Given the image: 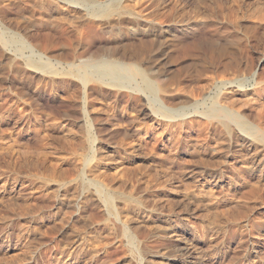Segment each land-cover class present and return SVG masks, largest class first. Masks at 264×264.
Here are the masks:
<instances>
[{
	"label": "rangeland",
	"instance_id": "1",
	"mask_svg": "<svg viewBox=\"0 0 264 264\" xmlns=\"http://www.w3.org/2000/svg\"><path fill=\"white\" fill-rule=\"evenodd\" d=\"M93 1L0 0V264H264V168L228 165L249 142L224 117L261 116L241 104H264V0ZM115 59L157 95L69 66Z\"/></svg>",
	"mask_w": 264,
	"mask_h": 264
},
{
	"label": "bare ground",
	"instance_id": "2",
	"mask_svg": "<svg viewBox=\"0 0 264 264\" xmlns=\"http://www.w3.org/2000/svg\"><path fill=\"white\" fill-rule=\"evenodd\" d=\"M65 1V0H63ZM68 1V0H67ZM123 1L124 0H112V2L109 4V5H103V4H97V5H91V4H88V8H90V10H92V12L94 14H97L99 16H104V15H108V13H110L111 11H114V9L117 10V8H120V5L123 4ZM90 2V1H89ZM69 6H71L72 8H79V7H83V8H87L86 4V0H70L69 2ZM76 4V5H74ZM79 5V6H78ZM81 5V6H80ZM124 8V5H122ZM126 6V5H125ZM127 7V6H126ZM125 7V9H126ZM66 9V7H65ZM69 9V8H68ZM74 10V9H73ZM81 10V9H80ZM119 10V9H118ZM1 35V34H0ZM2 43V42H1ZM4 44H6V46L9 44L8 43V40L4 41ZM142 53V52H141ZM137 54L139 55V52H137ZM141 55V54H140ZM141 58V57H140ZM39 62V61H38ZM128 63V62H127ZM40 64V63H39ZM38 63H35V62H31L30 65L35 67L37 70H47L49 69L50 67H48L47 69H45L46 65L45 63L44 64H40L39 66ZM41 65L43 67H41ZM48 66V65H47ZM51 66V65H50ZM69 66L71 67L72 69V73L75 74L77 77H79L82 81H88L90 78H93L95 80H98V81H101V82H105V83H109V84H112L114 86H122L123 85V82L122 80L125 79V78H129L131 75H134L136 77H138L140 79V84H141V90L145 91L146 93L150 94V97L151 96H156L157 93H158V88L156 86V84L152 81V79H150V77L147 75L146 73V70H144L143 68H141L138 64H126L125 62H118V60H102V61H99V62H96L95 64H93V67L94 70H90V64H84V63H80V64H77V63H71L69 64ZM55 69V68H54ZM52 70V69H50ZM127 80V79H125ZM124 80V81H125ZM262 80V79H261ZM227 82V81H225ZM205 84V83H204ZM222 84V82H221ZM226 84V83H225ZM228 84V82H227ZM258 84V83H257ZM256 84V85H257ZM263 84V83H262ZM257 85L259 87H257V89L259 90V94L260 93H263L264 95V84L263 85ZM202 85V84H200ZM204 87H206L204 85ZM211 87V86H210ZM224 87V86H223ZM254 87V86H253ZM203 88V87H202ZM199 89V88H198ZM204 89V88H203ZM256 89V88H255ZM254 89V91H255ZM200 90V89H199ZM202 90V89H201ZM205 90V89H204ZM206 91V90H205ZM253 91V90H252ZM242 92H245L242 91ZM247 92V91H246ZM256 92H258L257 90L255 91V94ZM202 93V92H201ZM254 93V92H253ZM205 94V93H204ZM245 94V93H244ZM203 95V94H202ZM195 96V95H194ZM204 96V95H203ZM234 96V94H233ZM258 96V95H257ZM261 96V95H259ZM198 97V96H197ZM234 98V97H233ZM261 98V97H260ZM154 99V98H153ZM237 99V98H236ZM249 99V98H248ZM157 100V99H156ZM239 100V99H238ZM253 100V99H252ZM255 100V99H254ZM154 101V100H153ZM224 101V98L221 95H218L217 98H216V101L214 103V106L213 108L209 109L207 112H206V115L207 117L213 119V118H216L218 116V114L220 113V109H222V102ZM226 101V100H225ZM236 100H233L232 102H235ZM243 101V100H241ZM241 101L239 100L238 102L241 103ZM249 102H247V99H246V102L244 101L241 105L242 107L244 106H248L249 109H252V110H257L256 113L259 115L262 116V114L264 113V104L262 105H258L255 103H253V101H250L248 100ZM214 102V101H213ZM196 103V102H195ZM263 103V102H261ZM202 104V103H201ZM239 104V103H238ZM199 105V104H198ZM234 104H232L231 106H233ZM196 107V106H194ZM243 107V108H244ZM191 108V107H190ZM237 108V107H235ZM155 111L160 114L162 116V118H165L166 120H168V122H171L170 124H172L171 126L174 127L175 129H181V126H182V123L183 124H186L185 127H187V129L185 130V135L186 137L189 136L192 132H194V129L193 127L189 124V122H187V114L189 113H185V112H182L183 110L180 109V110H170V109H165V107H162V106H159L158 105V102H157V106L154 107ZM186 109H189V108H186ZM185 109V110H186ZM240 109H242L240 107ZM236 110V109H235ZM154 111V112H155ZM223 111V109H222ZM230 113V112H229ZM253 113V112H252ZM255 113V114H256ZM203 114V113H202ZM205 114V113H204ZM256 114V115H257ZM254 115V113H253ZM255 115V116H256ZM257 115V117H258ZM264 115V114H263ZM187 116V117H186ZM204 116V115H203ZM230 116V118H228ZM261 116L259 117V119L256 121H258L256 123V125H253V124H250L248 123L247 121L244 120V118L246 117H243L241 116V113L239 112V109L238 111H235V116L233 115H229L228 112H227V116H224L225 117V120L229 119L230 122H234L235 125L238 127V133H239V136H236L234 138L237 139V137L240 139L242 138L243 140H247L249 143H248V149L245 150V149H235V150H239L236 153V155H232L229 157L230 160H228V165L232 162V161H236L238 160L241 165H244L245 167H248L247 169H251L253 166H261L262 168H264V155H263V158L261 159L260 158V161L257 162L258 158H259V155L260 153L262 152L264 154V143L262 140H264V117L261 118ZM256 117V118H257ZM24 119V118H23ZM202 119V118H201ZM208 119V118H207ZM206 119V120H207ZM25 120V119H24ZM189 121V120H188ZM255 121V122H256ZM169 124V123H168ZM206 124V123H205ZM228 124V123H226ZM231 125V124H230ZM65 126V125H63ZM173 128V129H174ZM233 128H235L233 126ZM233 128H231L233 130ZM18 131L16 132V134L20 135V136H23L25 135V131L24 130V123L23 125H18L17 127ZM16 129V130H17ZM61 129L63 130H66L65 127H62ZM230 129V130H231ZM224 130V129H223ZM62 131V130H61ZM67 131H71V130H67ZM175 131H178V130H175ZM65 132V131H63ZM230 132V131H229ZM232 132V131H231ZM234 132V131H233ZM237 132V131H236ZM235 132V133H236ZM226 133V131L224 132ZM234 133V134H235ZM232 134V133H230ZM202 135V134H201ZM204 136V135H203ZM225 136V135H224ZM232 136V135H231ZM235 136V135H234ZM190 137V136H189ZM206 137V136H205ZM226 137V136H225ZM225 137L223 138L224 141H226L228 143L229 139H225ZM204 138V137H203ZM92 139V138H91ZM69 140V139H68ZM201 140H205V139H201ZM223 140H220V142ZM234 140V139H233ZM239 141V140H238ZM237 141V144H239ZM84 142V141H83ZM225 142V143H226ZM244 142V141H243ZM85 143V142H84ZM90 143V142H89ZM219 143V142H218ZM234 143V142H233ZM236 143V142H235ZM246 143V142H244ZM87 145V144H86ZM217 145V144H216ZM240 145V144H239ZM243 145V143H242ZM241 146V145H240ZM239 146V147H240ZM235 147V146H234ZM233 147V149H234ZM238 147V146H237ZM221 148V147H220ZM236 148V147H235ZM243 148V147H242ZM220 151V150H219ZM227 153V152H226ZM228 154V153H227ZM261 157V156H260ZM258 164H257V163ZM233 163V162H232ZM258 166V167H259ZM227 167V166H226ZM223 168V167H222ZM226 170V169H225ZM254 170V169H253ZM224 171V170H223ZM175 173V172H174ZM178 174V173H177ZM185 189H187V187L185 186L184 187ZM190 188H188L189 190ZM194 193V192H193ZM106 197V196H105ZM120 199H123V198H120ZM107 200V199H106ZM123 200H126L125 198ZM129 201V200H128ZM217 203V202H216ZM215 203V205H217ZM134 205V204H133ZM214 205V206H215ZM258 205V204H257ZM261 205V204H260ZM135 207V206H134ZM219 207V206H218ZM217 207V208H218ZM259 207V205L257 206ZM261 208V206H260ZM262 208H264V206H262ZM217 210V209H216ZM259 214H263L262 212H259ZM258 214V215H259ZM11 241H12V238H10ZM11 241H4L2 242V240L0 239V254L4 251V249L7 247H10V242ZM163 260V259H162ZM164 262V261H163ZM161 263V262H160ZM166 263V262H165ZM101 264V263H100ZM102 264H108V263H102ZM163 264V263H161ZM167 264V263H166Z\"/></svg>",
	"mask_w": 264,
	"mask_h": 264
}]
</instances>
